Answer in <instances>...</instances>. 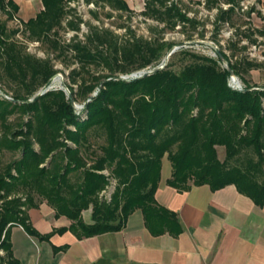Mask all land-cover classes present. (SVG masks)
I'll list each match as a JSON object with an SVG mask.
<instances>
[{"label": "trees", "instance_id": "obj_1", "mask_svg": "<svg viewBox=\"0 0 264 264\" xmlns=\"http://www.w3.org/2000/svg\"><path fill=\"white\" fill-rule=\"evenodd\" d=\"M90 1L129 9L126 0ZM167 1L147 0L145 14L167 21L169 28L183 23L197 30L198 20L187 18L177 4L168 5ZM241 1L226 0L234 7ZM41 2L43 9L24 26L32 38L49 41L59 55L71 49L80 67L79 72H71L68 84L75 102L85 99L105 79L161 63L163 45L158 39L133 37L120 48L108 31L94 28L87 44L61 46L56 39L51 40L50 33L61 28L69 14L66 0ZM205 3L211 9L218 0ZM0 9L13 19L18 6L12 1L7 6L0 0ZM234 12L235 8L220 9L216 27L232 23ZM68 25L79 29L75 20ZM14 34L0 20V86L14 99L0 96V247L6 251L5 257L0 255V264H16L8 230L3 238L9 224L19 223L29 234L38 236L27 216L28 209L39 206L37 199L46 201L56 216L70 219L72 227L84 236L120 230L138 209L151 223H168L173 217L155 201L165 159L171 166L168 183L179 190L188 189L190 184H207L212 190L235 185L255 204L264 206V90L233 89L218 58L182 50L180 54L192 61L179 72L168 64L143 79L105 82L99 95L78 113L62 89L49 91L33 103L15 101L31 98L55 72L50 61L34 58L11 41ZM245 36L251 38L252 33ZM223 54L240 75L242 64L232 63ZM91 65L103 67L107 73L95 75ZM247 65L250 68L253 64ZM81 72L91 80L83 79L75 92L72 85L78 83L76 77ZM251 87L257 86L245 89ZM15 114V120L7 121ZM95 134L104 138L99 150L92 149ZM217 147L225 150L223 161ZM6 151L19 156L2 163ZM111 181L115 188L111 201L105 202L99 194ZM89 208L91 224L82 217Z\"/></svg>", "mask_w": 264, "mask_h": 264}, {"label": "crops", "instance_id": "obj_2", "mask_svg": "<svg viewBox=\"0 0 264 264\" xmlns=\"http://www.w3.org/2000/svg\"><path fill=\"white\" fill-rule=\"evenodd\" d=\"M9 1L18 6L14 18L23 22L43 9L41 0H5L7 6ZM170 177L163 162L155 201L173 217L168 223H151L138 209L120 230L84 236L43 201L27 210L38 236L14 223L3 238L8 230L16 264H264V206L235 185L179 190L168 183ZM82 217L92 223L91 214Z\"/></svg>", "mask_w": 264, "mask_h": 264}, {"label": "rangeland", "instance_id": "obj_3", "mask_svg": "<svg viewBox=\"0 0 264 264\" xmlns=\"http://www.w3.org/2000/svg\"><path fill=\"white\" fill-rule=\"evenodd\" d=\"M206 0H168L167 4H177L185 13L187 18L196 19L200 22L197 30H193L189 25L183 23L177 24L174 28H169L166 22H159L153 17L145 14L147 0H127L129 5L128 10L121 9L117 6H112L106 2L99 1L98 5L94 1L88 0H66V10L69 14L62 22V27L55 29L58 35L54 36V31L50 33L51 40L56 39L61 46L80 42L87 44V36L91 33V29L108 31L110 37L114 39L115 45L120 47L126 44V40L130 38H140L146 41L159 40L161 46V62L165 55L172 48V45H179L184 42L194 40H204L212 42L220 51L226 53L230 57L232 63H241V74L237 75L242 88L250 86H264V11L262 10L260 0H242L238 7H234L232 3H227L226 0H218V5L209 9L206 5ZM235 8L232 17V23L224 22L219 28L216 26V17L219 15V10H227ZM249 12H251L249 14ZM260 13V14H259ZM81 19V21H79ZM0 20L6 24L7 30L15 32L11 36V41H16L24 48L27 54L42 61H50L55 75H60L64 82L71 85V72L76 69L79 72V63L73 59L71 49L63 55H59V51H55L49 41L43 39L32 38L28 30H26L23 21L19 18L8 19L7 14L0 10ZM75 20L78 23L79 29L73 30L68 25V22ZM252 33L251 38H247L245 34ZM193 36L192 39H187L188 36ZM203 35V36H201ZM133 40V39H131ZM107 52V46L105 45ZM113 48H110L112 50ZM60 50V49H57ZM121 50V49H118ZM182 50L209 56L217 59L214 51L206 45H195L187 48L179 49L168 62L170 68L179 72L185 65L190 63L191 58L180 54ZM228 59V58H227ZM229 60V59H228ZM253 64L248 67L247 63ZM160 64V62H159ZM221 66L223 64L220 62ZM155 64H151L141 70L151 69ZM90 70L97 73L106 74L107 71L103 67L89 66ZM139 70V71H141ZM98 71V72H96ZM137 72V71H135ZM133 72V73H135ZM52 76V77H53ZM87 73L81 72L78 78V83L72 85L74 91H78L77 85L82 83L83 79H87L90 83L91 78ZM1 87V86H0ZM42 87V86H41ZM40 87V88H41ZM87 93L86 97H90L97 89ZM39 88V89H40ZM58 90V89H57ZM11 97V94H8ZM12 98V97H11ZM85 99H78L76 102L79 105L84 104ZM78 111V110H77ZM80 111H78L79 113ZM17 114L8 117L7 121H13L17 118ZM25 116V121L28 120ZM74 129L72 126L69 127ZM92 149L99 150V146L104 143V138L93 135ZM69 144H71L69 142ZM219 159L225 158V150L223 147H217ZM19 156L18 153L5 152L2 155V163H7ZM164 165L170 169V163L167 159L164 160ZM109 176L107 170L102 171ZM15 173V172H14ZM115 188V183L111 184L103 190L99 197L105 202H110L108 195H112ZM40 204L42 199H37ZM91 208V207H90ZM85 210L83 213L86 216H92L91 209ZM83 215V214H82ZM90 217L87 218L89 220ZM92 223L93 221L90 220ZM0 255L6 256V251L0 247Z\"/></svg>", "mask_w": 264, "mask_h": 264}, {"label": "water", "instance_id": "obj_4", "mask_svg": "<svg viewBox=\"0 0 264 264\" xmlns=\"http://www.w3.org/2000/svg\"><path fill=\"white\" fill-rule=\"evenodd\" d=\"M195 45H206L214 51L215 56L220 60V62L225 67V69L228 71V73H229V85L233 89H236L239 91L264 90V86L251 87L249 89L242 88L240 85V82L238 80V77L235 74V72L231 66L230 61L223 54V52L220 51L212 42L204 41V40H194V41L184 42V43L179 44V45H174L168 51V53L165 55L162 62L154 68L137 71L135 73L128 74V75H118V76L108 78V79L101 81V83L98 86V88L96 89V91L82 105H79L75 102L71 90L69 89L68 85L64 82L63 78L60 75H55L52 78H50L48 80V82L44 86H42L31 98H29L27 100H15V101L18 103H26V104L33 103L49 91L62 89L66 93L68 99L70 100V102L74 106V108L81 112L86 108V106L88 105V103L90 101H92L95 97H97L99 95V93L101 92V89L104 86L105 82L112 81V80H114V81L139 80V79H143L145 77L154 75V74H156V73H158V72H160L166 68L170 58L172 57V55L174 53H176L179 49L187 48V47H191V46H195ZM57 77L61 78L59 84L56 83ZM0 96H2L3 98L9 99L11 101L14 100L13 98L9 97L1 87H0Z\"/></svg>", "mask_w": 264, "mask_h": 264}, {"label": "bare ground", "instance_id": "obj_5", "mask_svg": "<svg viewBox=\"0 0 264 264\" xmlns=\"http://www.w3.org/2000/svg\"><path fill=\"white\" fill-rule=\"evenodd\" d=\"M60 80H61V78L60 77H57L56 78V83L59 84L60 83Z\"/></svg>", "mask_w": 264, "mask_h": 264}, {"label": "built area", "instance_id": "obj_6", "mask_svg": "<svg viewBox=\"0 0 264 264\" xmlns=\"http://www.w3.org/2000/svg\"><path fill=\"white\" fill-rule=\"evenodd\" d=\"M108 197H109V199H110V198H111V195L109 194Z\"/></svg>", "mask_w": 264, "mask_h": 264}]
</instances>
